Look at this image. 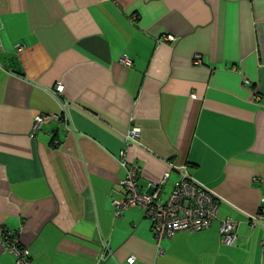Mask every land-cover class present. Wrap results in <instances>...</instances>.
I'll return each mask as SVG.
<instances>
[{"label": "crops", "instance_id": "crops-1", "mask_svg": "<svg viewBox=\"0 0 264 264\" xmlns=\"http://www.w3.org/2000/svg\"><path fill=\"white\" fill-rule=\"evenodd\" d=\"M124 161L141 193L168 172L164 199L185 170L217 218L158 247L115 211ZM262 198L264 0H0V264L8 232L29 264H264Z\"/></svg>", "mask_w": 264, "mask_h": 264}, {"label": "built area", "instance_id": "built-area-1", "mask_svg": "<svg viewBox=\"0 0 264 264\" xmlns=\"http://www.w3.org/2000/svg\"><path fill=\"white\" fill-rule=\"evenodd\" d=\"M164 40H174L171 35H165ZM17 49L21 46L17 45ZM120 61L128 64V59L123 56ZM202 57L199 54L194 56V63H201ZM56 91L63 90V84L58 83ZM44 116L38 115L34 126H37ZM139 128H132L127 138L135 140L139 136ZM124 157V152L120 153ZM128 165L126 175L121 181L126 191V197L114 201L115 211L119 214L123 209L137 206L141 208L152 221V228L157 246L160 241L171 238L176 232L181 230L199 231L211 226L217 218L219 200L209 190L195 182L185 170L180 171V177L173 183L171 192L167 198L161 197L163 186L169 176L166 172L163 178L152 184L153 190L150 193H141L138 190L137 178L139 168L137 165L124 161ZM250 227L261 225L264 228V198L260 202L258 212L253 216L249 223ZM236 222L225 218L220 222L219 236L222 244H233L237 238L235 233ZM6 249L14 254L18 264H29L28 248L21 246L16 232L6 234ZM159 253L161 249H158ZM264 255V248L262 250ZM128 263L134 262V257L128 258Z\"/></svg>", "mask_w": 264, "mask_h": 264}]
</instances>
